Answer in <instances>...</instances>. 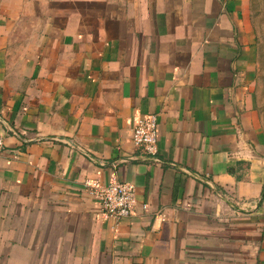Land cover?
<instances>
[{"label":"crops","instance_id":"crops-1","mask_svg":"<svg viewBox=\"0 0 264 264\" xmlns=\"http://www.w3.org/2000/svg\"><path fill=\"white\" fill-rule=\"evenodd\" d=\"M254 1L0 0V264H264Z\"/></svg>","mask_w":264,"mask_h":264},{"label":"built area","instance_id":"built-area-1","mask_svg":"<svg viewBox=\"0 0 264 264\" xmlns=\"http://www.w3.org/2000/svg\"><path fill=\"white\" fill-rule=\"evenodd\" d=\"M133 141L147 155L156 161L159 153V120L158 115L150 114L139 119L133 128ZM5 149V141L0 135V154ZM90 193L94 196L105 216L119 224L124 218L130 217L137 204V188L134 183L113 181L107 184L101 181L87 183ZM147 208V205H143Z\"/></svg>","mask_w":264,"mask_h":264},{"label":"rangeland","instance_id":"rangeland-1","mask_svg":"<svg viewBox=\"0 0 264 264\" xmlns=\"http://www.w3.org/2000/svg\"><path fill=\"white\" fill-rule=\"evenodd\" d=\"M253 7V15L256 21L258 41L260 44V102L264 109V0H255Z\"/></svg>","mask_w":264,"mask_h":264},{"label":"water","instance_id":"water-1","mask_svg":"<svg viewBox=\"0 0 264 264\" xmlns=\"http://www.w3.org/2000/svg\"><path fill=\"white\" fill-rule=\"evenodd\" d=\"M263 196H264V193H263Z\"/></svg>","mask_w":264,"mask_h":264}]
</instances>
